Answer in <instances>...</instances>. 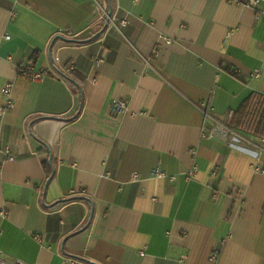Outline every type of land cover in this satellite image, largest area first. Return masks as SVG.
Returning <instances> with one entry per match:
<instances>
[{
    "label": "crops",
    "instance_id": "1",
    "mask_svg": "<svg viewBox=\"0 0 264 264\" xmlns=\"http://www.w3.org/2000/svg\"><path fill=\"white\" fill-rule=\"evenodd\" d=\"M16 1L0 0V105L9 81L15 102L0 116L5 258L264 264V174L252 168L264 167V139L226 124L250 94L264 95V2L111 0L113 24L109 0ZM106 23L90 44L65 40ZM28 62L49 74L19 75ZM52 64L70 66L83 99ZM209 98L230 129L225 140L203 134L213 124L201 110ZM116 101L127 103L119 116ZM35 116L58 119L29 124ZM157 167L176 180L154 178Z\"/></svg>",
    "mask_w": 264,
    "mask_h": 264
},
{
    "label": "built area",
    "instance_id": "2",
    "mask_svg": "<svg viewBox=\"0 0 264 264\" xmlns=\"http://www.w3.org/2000/svg\"><path fill=\"white\" fill-rule=\"evenodd\" d=\"M18 1L19 0H17L16 3H18ZM259 1L264 2V0H247V4L254 7L259 3ZM16 16H17V12L13 11L11 13V17L14 18ZM104 16H105L107 23L115 24V21H114L115 19L113 17H111L106 11H104ZM121 23L126 24L127 19L126 18L122 19ZM97 62L102 63L103 60L97 59ZM18 72H19V75L27 77L30 80L35 81V82L42 81L47 76V73L45 71L36 70L33 63H31V62L21 63L18 67ZM254 75H255V77H260L261 73H260V71H255ZM96 81H97L96 79L93 80V82H96ZM12 93H13V83L10 81L6 82L2 87L4 104L0 105V116L4 115L8 111H11L15 108V102L13 100ZM126 110H127V103L125 101H116L113 105V111L112 112H113L114 116H119L121 113L125 112ZM201 110H202L203 115H204V122H205L204 126L205 127H206L207 122L213 121V124H212L209 132L206 133V131L204 129L205 133H203V134L205 136L208 135L210 137H215V138L225 140L229 135L230 129L227 126H224V124L219 123L218 121H216L212 117L213 106H212V99L211 98H209L207 101H205L201 105ZM5 152L7 154L9 161L15 160L14 156L11 155V151L9 148L5 149ZM252 168H253V171L255 173H263L264 174V167H261L259 165H253ZM197 172H198V167L194 166L189 172H187L186 179L192 180L194 178V176L197 174ZM213 174L215 175L217 173L214 172ZM133 176H134V178H138V175L136 173ZM152 176L154 178H158V179L169 178L171 181L176 180L175 176L168 175L160 167H157L156 169L153 170ZM0 215L5 216V213L1 212ZM35 238L38 241H42V237L35 236ZM216 257H217V253H215L213 255V259ZM0 264H28V263H26L22 260H16L15 262H10L9 260H7L5 258L3 251L0 250Z\"/></svg>",
    "mask_w": 264,
    "mask_h": 264
},
{
    "label": "trees",
    "instance_id": "3",
    "mask_svg": "<svg viewBox=\"0 0 264 264\" xmlns=\"http://www.w3.org/2000/svg\"><path fill=\"white\" fill-rule=\"evenodd\" d=\"M109 4L106 8V12L113 17V5L111 0H109ZM108 24L106 23L105 27L100 30L95 35L85 38V39H65L67 42L74 43L76 45H86L90 44L96 40H98L106 31ZM64 37V36H60ZM52 75H55L59 77L60 79H63L65 81H68L71 83V85L74 86L73 91L78 93L83 99V90L81 84L72 78L68 73H66L67 70H70V66H66L65 69H61L57 67L55 64H52ZM47 74H49L47 72ZM50 74V75H51ZM80 116V112L78 111L73 117L70 119H63L67 121H75ZM42 119H58V117H47V116H35L31 118L28 123L34 124L38 120ZM227 126L241 134L247 137H253L258 138L260 140L264 139V95L260 93H252L250 94L240 105V107L232 111L228 119L226 120Z\"/></svg>",
    "mask_w": 264,
    "mask_h": 264
}]
</instances>
